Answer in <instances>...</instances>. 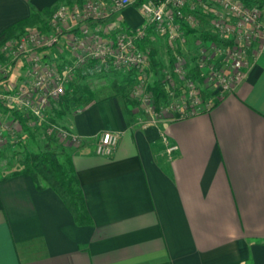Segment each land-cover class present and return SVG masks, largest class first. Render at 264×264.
<instances>
[{"label": "crops", "instance_id": "1", "mask_svg": "<svg viewBox=\"0 0 264 264\" xmlns=\"http://www.w3.org/2000/svg\"><path fill=\"white\" fill-rule=\"evenodd\" d=\"M75 1L0 0V34L33 11ZM129 9L137 8L121 14ZM67 36L42 54L68 60ZM7 70L1 90L18 83L23 59ZM216 102L146 124L140 106L122 95L95 97L56 122L82 136L79 145L29 124L39 148L71 155L91 223L78 224L61 197L30 176H3L0 264H264V54ZM0 116V131L14 124L20 134L11 108ZM106 131L119 134V143L113 155L100 156L96 142ZM164 136L178 146L171 157Z\"/></svg>", "mask_w": 264, "mask_h": 264}, {"label": "built area", "instance_id": "2", "mask_svg": "<svg viewBox=\"0 0 264 264\" xmlns=\"http://www.w3.org/2000/svg\"><path fill=\"white\" fill-rule=\"evenodd\" d=\"M127 7L141 12V25H128L121 16L116 17ZM186 29H204L210 38L189 36ZM64 34L68 35L70 58L55 62L44 56V50L60 46ZM192 38L196 44L190 46ZM159 40L168 44L172 63L157 80L168 90L167 98L157 105L150 90L156 81L150 52ZM1 51L10 64L22 58L24 71L16 85L0 91V101L7 108L23 110L31 118L29 124L44 125L46 135L79 145L84 138L53 121L50 111L80 72L86 76L110 70L128 76L134 83L130 95L139 101L146 124L209 110L216 102L201 97L200 82L219 93L218 101L237 89L264 54V0L66 2L55 9L46 28H28L6 41ZM0 71L9 74L2 64ZM163 142L171 157L178 146L167 136ZM118 143L119 134L103 132L96 142V154L111 156Z\"/></svg>", "mask_w": 264, "mask_h": 264}, {"label": "trees", "instance_id": "3", "mask_svg": "<svg viewBox=\"0 0 264 264\" xmlns=\"http://www.w3.org/2000/svg\"><path fill=\"white\" fill-rule=\"evenodd\" d=\"M58 6L47 8L43 12L33 11L32 14L18 22L17 24L5 29L0 34V62L6 59V56L2 53V45L9 39L17 36L23 32L27 27L38 26L46 28L47 19L55 11ZM40 25V26H39ZM187 34L197 35L200 33V37L204 39L210 38V35L205 30H190L186 29ZM19 32V33H18ZM18 33V34H17ZM140 43L141 47H144V43ZM158 55L156 47L152 46L150 52L152 68L156 71L160 68V62L156 59ZM81 74L76 80L68 85L66 93L62 96L59 103L53 107L52 120L57 122L65 114L75 109V106H80L81 103H89L95 98V92L92 90L88 83L83 82ZM124 82H113L112 93L107 97L115 94L122 95L127 104L138 106V102L135 99L130 98L129 94V78L124 75ZM127 77V78H126ZM80 80V81H79ZM150 90H153L156 94V102H160L166 99V89L161 81H155L151 85ZM207 97V96H205ZM217 103V102H216ZM83 104V105H84ZM77 108V107H76ZM7 106L0 101V112H4ZM13 115L20 125L21 132L27 137H33L35 139L36 132L29 126L30 116L25 113H20L18 110L13 109ZM44 127V125L41 124ZM18 130L19 127H17ZM21 136L19 143L25 144V140ZM4 156V152L0 151V157ZM23 174L30 176L35 185L38 188L49 187L53 189L64 201L65 205L72 213L75 221L80 225H87L91 223V217L87 211L85 197L80 185L79 178L73 165L71 155L62 149L61 151L55 150L50 147L46 148H32L24 150L22 157L18 159L17 167L11 172V175Z\"/></svg>", "mask_w": 264, "mask_h": 264}, {"label": "rangeland", "instance_id": "4", "mask_svg": "<svg viewBox=\"0 0 264 264\" xmlns=\"http://www.w3.org/2000/svg\"><path fill=\"white\" fill-rule=\"evenodd\" d=\"M52 14H51V16H52ZM117 16H124L133 25H136V26H139L143 23V16L142 17L140 16V11L138 9H132L123 15L121 14V12H119L116 14V17ZM50 17H48L46 19L48 20ZM35 27H38V26L27 27L23 32H26L28 28H29V30H32ZM23 32H21V33H23ZM154 44H155L154 47H156L157 52H158L156 59L158 60V62H160V68H157V70L154 71L155 75L153 76V79L154 80L156 79V81H157V80H159L158 78H160V77L162 78L163 70L170 68V64L172 63V62H170L172 60V56H171V53L168 49L169 48L168 44L166 42H164V40H159V41H157V43H154ZM3 61H6V62H0V64H2V66H7V68L8 67L9 68L15 67V63L17 62V61L16 62L14 61L12 63V65L10 66L8 58L4 59ZM120 75L121 74L119 72H117V71H111L110 72V70L104 71L102 74L100 72H98V73H95L94 75H90V74L86 75L88 77V79L85 82L88 83L89 86H91L92 90L95 92V97H102V96H107L110 93H112L113 84H114L113 82L119 81V82H124L125 84L127 83L124 81L125 77L120 76ZM2 76H3V74H1V71H0V81L2 80L1 79ZM5 76H8V78H9V75H5ZM127 79H129V82H130V85H129V94H130L131 91L133 90L134 83L130 80V78H127ZM154 83H152V84H154ZM14 85L15 84H13V85L9 84V88H11V86L13 87ZM199 85H200L199 87L201 90V97L207 98V100H211L212 102L217 101V99L219 97V93H217L216 90L211 89L213 87H211V86L208 87L204 82H200ZM165 89H166V87H165ZM6 90L7 89H5V90L0 89V91H3V92H6ZM151 92L153 95V102L155 104L159 105L160 102L159 103L156 102L155 92L153 90H151ZM166 95H168L167 89H166ZM205 96H207V97H205ZM130 98L134 99L131 97V95H130ZM166 98H167V96H166ZM137 102H138V106H139V101H137ZM83 104H84V102L81 103L80 106H83ZM76 107H79V105L75 106L74 108H76ZM13 109H16V108L14 107ZM16 110H18L21 114L24 113V111L21 109L17 108ZM140 110H142V109H140ZM31 123H32V121H31ZM33 127H34V124L32 123V128ZM9 132H14L15 135H12V136L8 135ZM15 132H17V130L15 129L14 124L4 125V127L0 131V151L4 152V156L0 157V178L3 176L10 175L11 172H13V170L17 167L18 159H20L22 157L24 150L32 149V148H39V146H37L36 144L33 143V138L25 136L22 132H19L20 134H16ZM14 136H16V137H14ZM21 136H24L23 138L25 140V144L19 143ZM13 137L15 139H13ZM5 138H7L8 140ZM40 148L43 149L44 146L42 145V146H40Z\"/></svg>", "mask_w": 264, "mask_h": 264}]
</instances>
